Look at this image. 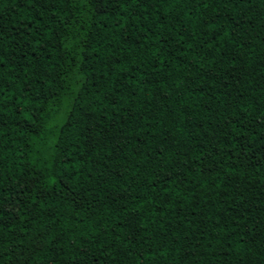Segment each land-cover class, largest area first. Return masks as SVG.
Returning <instances> with one entry per match:
<instances>
[{
    "label": "trees",
    "instance_id": "obj_1",
    "mask_svg": "<svg viewBox=\"0 0 264 264\" xmlns=\"http://www.w3.org/2000/svg\"><path fill=\"white\" fill-rule=\"evenodd\" d=\"M0 264H264V0H0Z\"/></svg>",
    "mask_w": 264,
    "mask_h": 264
}]
</instances>
